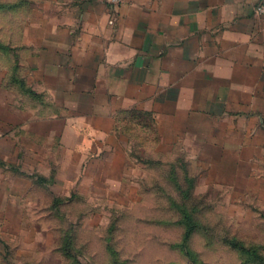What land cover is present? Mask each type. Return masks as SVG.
<instances>
[{"label":"rangeland","instance_id":"374dc122","mask_svg":"<svg viewBox=\"0 0 264 264\" xmlns=\"http://www.w3.org/2000/svg\"><path fill=\"white\" fill-rule=\"evenodd\" d=\"M58 11L0 0V264H264V99L89 81Z\"/></svg>","mask_w":264,"mask_h":264},{"label":"crops","instance_id":"0c3cea01","mask_svg":"<svg viewBox=\"0 0 264 264\" xmlns=\"http://www.w3.org/2000/svg\"><path fill=\"white\" fill-rule=\"evenodd\" d=\"M258 2L46 0L59 11L42 40L89 81L151 99H264Z\"/></svg>","mask_w":264,"mask_h":264},{"label":"built area","instance_id":"2783aa9c","mask_svg":"<svg viewBox=\"0 0 264 264\" xmlns=\"http://www.w3.org/2000/svg\"><path fill=\"white\" fill-rule=\"evenodd\" d=\"M255 12L260 17L264 29V0H259L258 4L255 7Z\"/></svg>","mask_w":264,"mask_h":264}]
</instances>
